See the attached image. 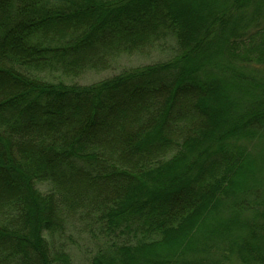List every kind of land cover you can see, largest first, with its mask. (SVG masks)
I'll use <instances>...</instances> for the list:
<instances>
[{"label": "trees", "instance_id": "trees-1", "mask_svg": "<svg viewBox=\"0 0 264 264\" xmlns=\"http://www.w3.org/2000/svg\"><path fill=\"white\" fill-rule=\"evenodd\" d=\"M167 37L89 85L37 72ZM254 142L264 0H0V264H71L51 238L77 208L102 235L84 264H264Z\"/></svg>", "mask_w": 264, "mask_h": 264}, {"label": "rangeland", "instance_id": "rangeland-1", "mask_svg": "<svg viewBox=\"0 0 264 264\" xmlns=\"http://www.w3.org/2000/svg\"><path fill=\"white\" fill-rule=\"evenodd\" d=\"M175 51V42L171 37L160 38L146 44L141 49H123L117 46L103 47L94 54V59L81 63L72 73H64L60 66L43 67L40 73L43 79L66 84L89 85L109 78L122 71L168 59ZM252 153L259 160L264 155V143L254 142ZM263 161V160H262ZM260 167V165L258 164ZM256 170V168H255ZM42 191H47L51 184H38ZM50 238V237H49ZM55 244L61 243L70 257L71 264H84L102 243V235L95 218V211L77 208L69 213L61 232L51 238Z\"/></svg>", "mask_w": 264, "mask_h": 264}]
</instances>
